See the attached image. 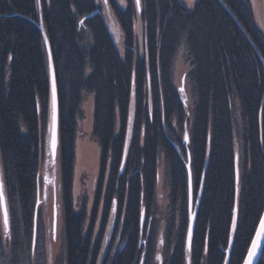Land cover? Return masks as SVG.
<instances>
[{"label": "trees", "instance_id": "obj_1", "mask_svg": "<svg viewBox=\"0 0 264 264\" xmlns=\"http://www.w3.org/2000/svg\"><path fill=\"white\" fill-rule=\"evenodd\" d=\"M125 1L120 10L109 0L124 38L120 53L95 0H0V175L9 209L7 233L0 212V264H48L37 208L50 112L45 40L56 83L65 234L56 263L98 264L104 254L101 264H156L160 164L168 187L162 264H224L229 236L228 264L245 257L264 209V35L250 3L198 0L188 10L177 0H141L138 19L135 0ZM181 49L189 64L188 109L173 76ZM84 94L94 97L99 195L109 165L95 240L92 229L84 235L85 202L80 211L72 202ZM188 156L193 203L202 183L189 249ZM113 201V231L104 250ZM257 264H264V251Z\"/></svg>", "mask_w": 264, "mask_h": 264}, {"label": "rangeland", "instance_id": "obj_2", "mask_svg": "<svg viewBox=\"0 0 264 264\" xmlns=\"http://www.w3.org/2000/svg\"><path fill=\"white\" fill-rule=\"evenodd\" d=\"M96 4L101 8V14L105 19L109 30L117 44L120 53H123V35L120 30L119 24L115 18L112 6L109 3L107 6L103 3V0H95ZM186 9L191 10L194 8L198 0H191V7L189 6V0H177ZM251 6L254 22L256 27L264 35V0H248ZM115 5L120 10L127 8L126 1L113 0ZM138 19H139V13ZM136 22V26L139 24ZM139 29V25H138ZM189 64L185 59L183 49H181L174 63L173 76L176 89L180 93L182 100L186 104V108L191 107L190 89L186 81L187 71ZM93 110H94V97L91 94H84L82 97L81 111L82 118L77 121L76 133H75V160L73 166V181H72V202L73 208L76 211H80L83 203L86 207V220L84 235L88 234V231L92 229L93 240L97 238L98 231L100 229L102 221L103 211V196L104 190L108 181V168L104 175V182L100 195L98 194L101 178V152L100 147L93 136ZM133 115L134 111V99L131 98L130 110ZM50 115H51V98H50V112L48 117V129L47 135H49L50 128ZM118 130V125H117ZM129 142L130 134L127 136ZM47 140V139H46ZM47 145V144H46ZM39 167V189L37 208L42 213L44 224L46 228V245H47V263L57 264L56 262L63 256L64 251V220H63V205L61 194V169H60V146L58 145L56 157L51 159L50 154L45 150ZM239 144H235L236 162H238ZM1 176V175H0ZM3 184V183H2ZM189 193V188H188ZM199 194V192H198ZM192 205L194 207L196 201L193 203V191L191 188ZM198 198V196H197ZM196 198V200H197ZM155 200L158 208L159 219V231L157 238V253L156 264H162V236L163 225L168 201V187L166 183V177L164 174L163 166L160 164L157 171V180L155 187ZM189 200V198H188ZM192 207V208H193ZM54 211H56V232L55 239L52 237V226L54 220ZM94 213V219L92 215ZM189 217V212H188ZM115 220V212L110 214L106 227L103 233L104 246L102 249L106 250L109 245V237L112 235L113 225ZM106 237V239H105ZM104 254L100 255L98 264H101Z\"/></svg>", "mask_w": 264, "mask_h": 264}, {"label": "snow or ice", "instance_id": "obj_3", "mask_svg": "<svg viewBox=\"0 0 264 264\" xmlns=\"http://www.w3.org/2000/svg\"><path fill=\"white\" fill-rule=\"evenodd\" d=\"M103 3L107 6L108 0H103ZM121 3L123 4V0H121ZM37 4H39V0H37ZM135 6L137 11H139L141 7V0H135ZM189 6L191 7V0H189ZM51 57H49V69L51 71ZM133 88H135V74H134V79H133ZM133 96H135V92H133ZM51 104H52V113H51V125H50V134H51V139H50V155L55 158L56 155V149H57V137H56V83H55V78L53 77L52 80V97H51ZM128 124H129V129H131V124H132V112L129 111L128 114ZM188 141V135L185 133V142L187 143ZM125 149H127V143H125ZM4 186L2 183H0V211L3 213V227L5 232L7 233L9 229V209L7 207L6 201H5V196H4ZM189 193L191 195V178L189 179ZM113 203V208L112 211L115 212V201ZM232 230L236 231L237 230V214L236 211H233L232 215V224H231ZM55 232H56V225L55 221H53V226H52V237L55 239ZM264 236V216H261L259 218V227L256 229V239L252 240V246L248 250V259L245 261V264H252V258L256 255V250L259 247V240L260 238ZM35 241V226H33V242ZM188 241L189 244L192 241V226L191 223L189 222L188 225ZM229 243H231V236H229Z\"/></svg>", "mask_w": 264, "mask_h": 264}, {"label": "water", "instance_id": "obj_4", "mask_svg": "<svg viewBox=\"0 0 264 264\" xmlns=\"http://www.w3.org/2000/svg\"><path fill=\"white\" fill-rule=\"evenodd\" d=\"M140 11H141V7H140L138 13H140ZM98 12H100V11L96 10L94 13H92L88 17H91V16L97 14ZM45 45H46V49H47V53H48V62H49V57H51V53H50L49 45H48L46 40H45ZM51 65H52V60H51ZM49 77H50V98H51L52 97V80H53V77L55 78L53 65L51 67V71L49 69ZM51 113H52V104H51ZM56 115H57V119H56V137H57V148H58V145H59V126H58V114H57V93H56ZM50 125H51V115H50ZM50 139H51V134H50V130H49V135H48V138H47V150H48L49 154H50ZM184 140H185V137H184ZM126 143H127V141H126ZM187 143H188V141H187ZM125 151H126V149H125ZM125 151H124V155H125ZM56 153H57V149H56ZM50 157H51L52 160L55 159V158L53 159V157L51 155H50ZM55 157H56V155H55ZM186 169H187V174H188V188H189V179L191 178L189 156H188V163L186 165ZM235 177H236V182H237L238 181V169H237V166H236V171H235ZM0 183H2L1 176H0ZM191 188H192V181H191ZM201 192H202V183H201L199 194H198V198L196 200V203H195L194 207L192 205V195H190V193H189L188 225H189V222H190L191 226H192V235H193L194 223H195V218H196V214H197V209H198V205H199ZM4 196H5V194H4ZM5 201H6V198H5ZM0 212H1V218H2V224H3V213H2V211H0ZM261 216H264V209H263V212H262ZM53 221H55V225H56V211H54V220ZM258 227H259V222H258V225H257L256 229ZM256 229H255V232L253 234L252 240L256 239ZM252 240H251V242L249 244V247L247 249V252H246L245 257H244V259H243L241 264H245V261L248 259V250L252 246ZM231 244H232V238H231V243H229V247H228V249L226 251V258H225L224 264H228L229 252H230ZM186 247H187V249H189V247H190V244H189V241H188V227H187V234H186ZM263 251H264V236H262L260 238V240H259V247L256 250V255L252 258V264H257L258 263Z\"/></svg>", "mask_w": 264, "mask_h": 264}]
</instances>
